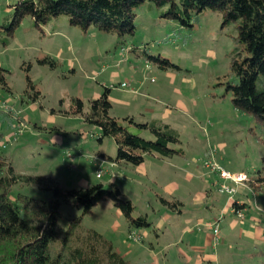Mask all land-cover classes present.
<instances>
[{
	"label": "rangeland",
	"instance_id": "obj_1",
	"mask_svg": "<svg viewBox=\"0 0 264 264\" xmlns=\"http://www.w3.org/2000/svg\"><path fill=\"white\" fill-rule=\"evenodd\" d=\"M17 2L0 0L6 82L0 85V153L14 170L65 189L117 187L132 203L133 217L144 216L149 226L129 227L109 199L83 215L72 204L60 212L80 217L82 228L102 234L130 264H264V183L255 189L243 183L230 198L218 191V174L205 167L215 161L248 180L264 176V126L235 109L226 89L236 82L231 56L242 49L235 24L205 10L185 26L145 2L135 11L132 34L83 31L64 15L40 28L25 16L8 34ZM104 87L110 88L109 116L123 124L130 116L170 125L182 153L166 159L146 154L140 165L111 161L113 138L99 141V127L63 113L73 97L89 112ZM128 131L152 139L134 125ZM17 192L51 197L37 184L15 185L11 193ZM235 196L246 203L244 218L233 213Z\"/></svg>",
	"mask_w": 264,
	"mask_h": 264
},
{
	"label": "trees",
	"instance_id": "obj_2",
	"mask_svg": "<svg viewBox=\"0 0 264 264\" xmlns=\"http://www.w3.org/2000/svg\"><path fill=\"white\" fill-rule=\"evenodd\" d=\"M145 2L164 8L161 16L185 26H191L190 19L205 10L217 12L223 23L235 24V41L242 49L231 56L230 74L236 82L227 83L226 89L235 109L256 117L264 126V0H18L6 31L11 34L13 26L25 16L40 28L64 15L70 25L83 31L94 27L120 36L132 34L135 11ZM4 71L0 67V85L6 87ZM28 83L31 85L29 80ZM109 93L110 88L104 87L100 96L89 102L87 113L83 112L81 100L73 97V104L63 113L83 115L88 123L99 127V141L113 138L117 149L111 161L140 165L146 154L166 159L182 153L175 148L180 143L179 133L170 125L154 120L137 123L130 116L122 118L123 124L109 116ZM131 125L148 131L152 139L130 133ZM0 172V264H130L114 250L110 240L94 229L82 228L80 217L63 218L60 212L63 204H72L80 206L83 215L109 199L129 227L149 226L144 216L133 217L132 203L121 197L117 187L94 184L65 189L48 178L16 172L1 153ZM18 184H37L49 190L51 197L34 198L20 192L13 195L12 189ZM232 207L235 212L239 210L235 200Z\"/></svg>",
	"mask_w": 264,
	"mask_h": 264
},
{
	"label": "built area",
	"instance_id": "obj_3",
	"mask_svg": "<svg viewBox=\"0 0 264 264\" xmlns=\"http://www.w3.org/2000/svg\"><path fill=\"white\" fill-rule=\"evenodd\" d=\"M205 167L210 169L211 172L217 173L218 177L225 181H232L234 184H243L246 182H249L247 176L245 173L238 172V173H232L230 171H226L222 167H220L215 161H208L205 163ZM97 177H99V174H97ZM218 191L220 193H225L231 196L235 193V188L230 187L225 182H222L219 184ZM236 213L240 218L243 217L242 212L240 210H237ZM217 232V229H214V233Z\"/></svg>",
	"mask_w": 264,
	"mask_h": 264
},
{
	"label": "crops",
	"instance_id": "obj_4",
	"mask_svg": "<svg viewBox=\"0 0 264 264\" xmlns=\"http://www.w3.org/2000/svg\"><path fill=\"white\" fill-rule=\"evenodd\" d=\"M144 162V161H143ZM142 164V163H141ZM243 173V172H242ZM220 179V178H219ZM221 180V182L220 183H222V182H227L226 184L227 185H230V183H232L234 186L233 187H235V193H236V188L238 187V186H241V184H234L232 181H225V180H222V179H220ZM220 183H218V184H220ZM246 183H248V185L251 187V188H253V189H255V188H258V186L260 185V184H262V183H264V176L261 174V173H259L258 175H257V177H253V178H251V180H249V182H246ZM231 186V185H230ZM234 193V194H235ZM233 200H235L236 202H237V204H238V208H239V210L242 212V215H243V217L242 218H244V212H243V209H244V207H245V201L244 200H242L241 199V197H237V196H235V197H233L232 198ZM233 213L234 214H236L237 216H238V214L234 211V207H233ZM239 217V216H238Z\"/></svg>",
	"mask_w": 264,
	"mask_h": 264
}]
</instances>
